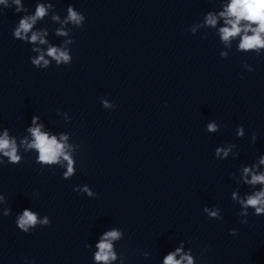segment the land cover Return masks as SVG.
<instances>
[{"label":"clouds","instance_id":"obj_1","mask_svg":"<svg viewBox=\"0 0 264 264\" xmlns=\"http://www.w3.org/2000/svg\"><path fill=\"white\" fill-rule=\"evenodd\" d=\"M0 5L5 8L15 6V13H27L28 9L22 3V0H0ZM54 10L53 3L37 2L33 14H25L19 19L17 25L13 30V37L22 42L31 45H47L46 50L41 47H32L31 51L37 53L30 57V62L38 69H47L54 61L57 66L70 65L72 63V54L70 45L74 43L71 36L72 28L66 26L71 25L74 28H80L84 25L86 17L78 11L74 6L69 5L66 9V16L61 19L60 15L52 14V21L60 24V27L55 29V35L66 37L61 46H54L45 39L48 35L47 29L34 30V26L38 21H43L50 12ZM223 21V26L219 27L217 34L219 40L226 47L231 48L232 42L239 38L237 51L243 53H255L256 56L264 55V0H228L223 5L219 12L208 11L202 22L193 23L189 29L190 33L195 35L200 28L216 29L218 22ZM220 57L226 59L227 52H220ZM243 67L251 72L253 68L251 65L245 63ZM101 104L104 109H115L117 105L109 101L106 97H101ZM63 115L65 122H70V117L67 112L60 113ZM40 117L34 115L31 120V126L27 128L29 136H24L17 141L16 136L10 135L7 128L0 133V165L5 163L11 165L20 164L23 160L21 150L24 153L36 152L35 163L41 167L52 168L59 166L66 169L63 172V179H70L76 173V161L73 158L74 152L79 148L78 144L69 143L70 134L61 133L59 136L50 134L44 131V124L38 123ZM208 133H215L219 131L218 124L213 121L206 125ZM236 135L243 138L245 130L243 125L236 129ZM253 143L257 140L255 132L251 135ZM235 144H229L227 147H217L215 149V157L217 159H226L230 153L235 158L238 153H233ZM260 165H264V156H260L258 162L252 166H243L241 168L240 180L244 184L253 186L259 185V190L252 191L251 194H246L241 197L238 192L233 191L231 199L240 205L238 213L241 224L248 223L249 209H252L254 215H264V171H258ZM235 173L232 174L234 176ZM74 191L86 194L89 198H94L97 194L88 186H77ZM7 199L3 194H0V204H6ZM203 212L209 218L222 220L221 210L218 207L209 208L205 206ZM4 216L11 214V208H5L2 213ZM15 223L24 233H30L37 227H45L51 225V220L48 216L39 217L34 211L25 208L22 214H19ZM229 235L236 236L238 232L235 228L229 230ZM124 233L119 228H112L105 231L96 243V251L93 254L94 264H114L118 261L124 264V257L119 256L114 243L123 239ZM91 245L85 244V248H90ZM145 257L148 253H144ZM179 257V258H178ZM34 264V261H32ZM162 264H196L195 257L191 249L185 250L184 242L181 241L180 246L175 250L168 252L162 260Z\"/></svg>","mask_w":264,"mask_h":264}]
</instances>
